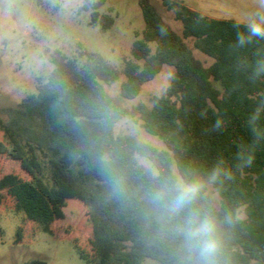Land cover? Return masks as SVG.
I'll return each mask as SVG.
<instances>
[{
    "label": "trees",
    "instance_id": "trees-1",
    "mask_svg": "<svg viewBox=\"0 0 264 264\" xmlns=\"http://www.w3.org/2000/svg\"><path fill=\"white\" fill-rule=\"evenodd\" d=\"M102 1L83 10L92 9L90 26L106 31L114 20L97 11ZM162 2L180 34L150 0H138L144 26L134 33L131 58L121 70L95 52L79 65L54 50L46 81L16 106L1 109L6 120L0 122V157L16 168L0 174V206L22 212L25 222L52 235L68 201L81 203L91 235L88 249L77 234L74 247L85 264H141L145 258L193 264L177 233L193 213L216 221L217 264H264V74L255 75L264 38L237 46L243 23L237 29L236 21L207 17L180 0ZM186 39L212 62L197 59ZM163 66L173 73L150 108L129 110L102 86L122 75L120 97L131 100ZM126 115L137 117L166 150L115 135V123ZM173 163L186 186H199L175 214L168 211L177 190ZM25 235L22 223L15 243Z\"/></svg>",
    "mask_w": 264,
    "mask_h": 264
},
{
    "label": "rangeland",
    "instance_id": "rangeland-1",
    "mask_svg": "<svg viewBox=\"0 0 264 264\" xmlns=\"http://www.w3.org/2000/svg\"><path fill=\"white\" fill-rule=\"evenodd\" d=\"M98 1L0 0V122L6 120V116L1 113L2 108L16 106L23 98L35 93L39 83L46 81L53 68L48 61V54L54 50H59L67 58L76 59L79 65L86 62V53L95 52L119 70L124 61L131 58L134 33L141 31L144 26L138 0H103L97 11L108 14L114 20L112 27L106 31L98 26H90L92 9L83 10L84 5ZM150 1L163 19L180 34V24L166 10L162 0ZM180 1L207 17L236 22L256 19L264 12L258 0ZM185 41L197 59L206 66L212 62V59L193 48L191 39ZM172 73L173 68L163 66L131 100L120 97V85L125 79L122 75L116 81L102 82V86L109 95L119 98L129 110L138 105L150 108L154 97L164 95ZM114 134L131 135L140 142L166 150L158 137L144 131L137 117L126 115L120 118L114 125ZM136 159L154 174L157 173L148 159L138 155ZM14 168L16 164L13 161L0 157V174ZM172 169L176 176V187L186 186L174 163ZM208 194L216 203L219 202V196L212 187L208 188ZM63 211L64 218L53 223L55 232L49 235L38 230L33 223L25 222L22 212H11L6 206H0V264H23L34 259L47 264H85L74 246L77 234L88 249L87 239L91 235V228L87 208L75 200H69ZM22 223L26 235L21 243H15L17 227ZM141 264L159 263L145 258Z\"/></svg>",
    "mask_w": 264,
    "mask_h": 264
},
{
    "label": "clouds",
    "instance_id": "clouds-1",
    "mask_svg": "<svg viewBox=\"0 0 264 264\" xmlns=\"http://www.w3.org/2000/svg\"><path fill=\"white\" fill-rule=\"evenodd\" d=\"M258 4L264 9V0H258ZM243 23L245 31H237L236 45L244 46L250 43L252 38H264V12L256 19L238 21L235 27L239 29ZM264 74V58L257 61L255 75ZM248 162H251L249 158ZM199 191L198 185H179L174 198L168 205V211L175 214L185 205L191 202ZM183 246L190 256L195 257L193 264H217V258L221 251V244L217 238V224L210 216H200L193 213L177 229Z\"/></svg>",
    "mask_w": 264,
    "mask_h": 264
}]
</instances>
